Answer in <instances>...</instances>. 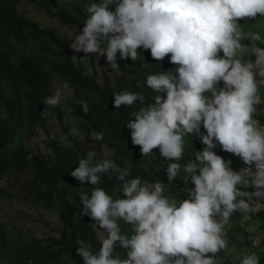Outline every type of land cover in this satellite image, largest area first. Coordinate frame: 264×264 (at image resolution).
Wrapping results in <instances>:
<instances>
[{
    "label": "clouds",
    "instance_id": "obj_1",
    "mask_svg": "<svg viewBox=\"0 0 264 264\" xmlns=\"http://www.w3.org/2000/svg\"><path fill=\"white\" fill-rule=\"evenodd\" d=\"M114 3L115 11L110 10ZM86 8L88 18L70 45L74 52L106 55L109 64L118 67L117 52L121 59L135 61L142 47L150 49L156 61L171 54L170 62L179 65L178 76L150 74L144 81L164 95H156L154 105L132 114L135 120L128 123L132 144L140 146L143 156L159 148L162 157L175 161L183 157L186 135L197 133L206 147L184 166L195 187L187 189L188 198L179 206L163 196L162 183H155L150 191L139 178L126 179L128 168L110 160L95 163L96 153L88 152L71 175L81 184L97 185L102 174L111 170L123 182L125 198L113 200L100 188L92 191L91 198L80 194L82 214L108 235L98 253L81 242L77 254L84 264H215V254L227 247L224 223L234 212L254 211L249 203L252 197H264V131L253 120L255 105L261 102L258 92L264 86V47L251 49L254 61L235 58L244 39L238 21L258 14L264 18V0H99ZM251 39L264 42L258 33ZM221 81L223 87L217 90ZM67 88V83L57 87L44 103L59 105ZM137 101L143 103L142 94L122 92L114 94L113 107ZM80 104L87 113V103ZM201 124L206 134L200 133ZM71 135H78L77 130L72 129ZM89 138L102 140L103 133L93 131ZM217 142L221 151L239 156L250 166L245 171L255 164V173L242 175L229 169L212 151ZM180 168L178 163L168 165L169 182ZM118 220L133 226L130 237L121 233ZM117 242L128 250L127 259L112 257ZM239 264H259V257L246 255Z\"/></svg>",
    "mask_w": 264,
    "mask_h": 264
},
{
    "label": "trees",
    "instance_id": "obj_2",
    "mask_svg": "<svg viewBox=\"0 0 264 264\" xmlns=\"http://www.w3.org/2000/svg\"><path fill=\"white\" fill-rule=\"evenodd\" d=\"M19 1L0 0V182L7 180L10 184L8 174L15 173L20 186L14 196L30 206L55 210L60 225L56 234L22 236L18 233L9 237L4 225L0 224V264H84L76 252L80 243L91 244L95 254L101 248V240L92 224L93 219L82 214L80 194L87 193L91 198L92 191L100 188L113 200L125 197L123 182L111 170L102 174L97 185L81 184L71 175L80 159H86L88 152H95V163L110 160L121 169H129L127 180L139 178L151 185L150 191L155 183H162L164 197L182 201L188 198L187 189L195 187L184 172V166L195 160L206 146L197 133L186 135L183 157L175 161L162 157L159 148L143 156L140 146L132 144L128 127V123L135 120L132 114L154 105L156 95H164L144 83L147 76H178L179 65L170 62L171 54L156 61L150 49L141 47L137 50L138 59L132 61L130 57L121 59L117 52L118 67L114 66L116 71L112 78L103 72L99 80L94 72H85L79 58L72 57L70 42L64 33L59 34L53 27L40 25L25 16L17 9ZM26 1L55 17L61 25L81 29L89 15L86 5L99 3V0ZM115 6V3L110 5V10L115 11ZM261 37L264 38V29ZM257 43L264 46V42ZM54 82L60 86L67 83L70 89L63 101L65 112L59 105L51 106L56 112L57 131L47 124L44 111V100L51 95ZM122 92L142 94L144 101L115 109L114 94ZM80 102L87 103V113L83 112ZM261 105L262 100L255 105L253 115L264 117ZM72 129H76L78 135H71ZM93 131L103 133V139L91 140L89 133ZM39 133L46 141L47 151L28 144ZM200 133L206 134L202 124ZM221 149L217 142L212 151L221 156ZM171 163H178L181 168L178 176L169 182L166 169ZM238 187L251 192L243 186ZM7 193L0 185V194ZM249 215L257 219V226L244 229L230 223L226 227L228 233L237 228L243 233L240 245L249 243L264 230V211ZM117 224L122 234L129 237L133 234L132 225L123 220H118ZM107 235L105 231V239ZM127 251L117 242L112 257L125 260ZM259 264H264V256L259 257Z\"/></svg>",
    "mask_w": 264,
    "mask_h": 264
},
{
    "label": "rangeland",
    "instance_id": "obj_3",
    "mask_svg": "<svg viewBox=\"0 0 264 264\" xmlns=\"http://www.w3.org/2000/svg\"><path fill=\"white\" fill-rule=\"evenodd\" d=\"M54 6V4H52ZM17 9L20 10L25 16L36 20L40 25H48L53 27L59 34H65L70 42L73 43L74 36L79 34L82 29L69 27L66 25H61L58 20L44 13L41 9L37 8L33 3H30L26 0H20L17 3ZM263 16H258L256 18H245L238 21V31L244 35V39L240 41L241 50L237 53L236 59H240L241 62H248V60H255V55L251 54L250 51L253 47H264L261 44L257 43L251 39V34L258 33L261 36L262 30L264 29L261 20ZM72 57L79 58L81 64L86 73L91 74L95 73L97 79L100 80L101 75L105 72L109 78H112L113 73L116 71L115 67L112 64H109L105 56H99L94 53H88L87 56L85 53L74 52L71 48ZM57 87H63L54 82L52 84V93L54 94ZM217 90L223 87V81L219 82L217 85ZM261 90L264 91V86H261ZM70 89H64L63 95L61 97V102L59 104V109L65 112L63 107V101L66 95H68ZM50 95V96H51ZM210 93L207 92L206 97H210ZM49 97V96H48ZM44 111H46L47 124L50 128L58 130L56 121V112L44 103ZM33 148L37 147L40 151H47L46 141L43 138L42 134L39 133L28 142ZM107 152V151H106ZM221 157L225 160L226 166L229 169L233 170L236 166L237 157L235 154L221 151ZM228 161H231L230 164H227ZM15 173L9 172L8 178L10 179V184L7 180L0 182V185L8 192L7 194H0V224L4 225L8 231L9 237L15 236L18 233L22 236L35 235L41 236L47 233H57V228L60 225L59 218L53 209H48L44 207L30 206L23 201L19 200L18 197L14 196V191L17 187L20 186L19 178H15ZM142 186H147L148 188L151 185L141 182ZM187 199V198H186ZM173 198H169L171 202ZM177 206H179L181 201H175ZM231 225L237 224L239 227L244 229H250L258 225L256 218L250 216L247 213L234 212L233 215L229 218ZM92 224L96 230V233L99 239L102 241L105 239V230L99 226L96 221H92ZM225 225V224H224ZM225 233L224 239L227 242V247L220 250L222 253H216L213 257L215 264H239L238 254L242 247L240 241L243 239V233L237 228L231 230L229 233L226 231V225L223 227ZM211 255V254H209Z\"/></svg>",
    "mask_w": 264,
    "mask_h": 264
},
{
    "label": "built area",
    "instance_id": "obj_4",
    "mask_svg": "<svg viewBox=\"0 0 264 264\" xmlns=\"http://www.w3.org/2000/svg\"><path fill=\"white\" fill-rule=\"evenodd\" d=\"M262 24H264V18H262ZM239 29V27H238ZM258 95L260 96V99L262 100V105H261V111L264 110V91L260 90L258 92ZM253 120L257 122L256 126L261 130L264 131V117H261L259 115H253ZM250 167L249 165L244 164L242 159L237 156V163L235 168L233 169L234 172H239L241 171L242 175H249V174H254L255 173V164L251 166L252 169H249L245 171V168ZM251 179V177H249ZM248 189L251 192H254L256 189L254 187H248ZM250 205L254 208V211L248 214H254L260 211H264V197H252L251 200H249ZM226 227L230 226L229 220L224 223ZM255 253L258 257H263L264 256V230L259 231L255 236H253L249 243L242 245L239 254H238V259L240 260L246 255H251Z\"/></svg>",
    "mask_w": 264,
    "mask_h": 264
},
{
    "label": "crops",
    "instance_id": "obj_5",
    "mask_svg": "<svg viewBox=\"0 0 264 264\" xmlns=\"http://www.w3.org/2000/svg\"><path fill=\"white\" fill-rule=\"evenodd\" d=\"M237 163V162H236Z\"/></svg>",
    "mask_w": 264,
    "mask_h": 264
}]
</instances>
